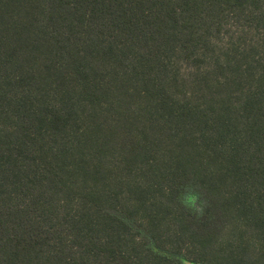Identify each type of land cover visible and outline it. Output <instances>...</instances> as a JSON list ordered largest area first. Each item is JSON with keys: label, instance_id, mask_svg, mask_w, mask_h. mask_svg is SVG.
<instances>
[{"label": "trees", "instance_id": "16d2710c", "mask_svg": "<svg viewBox=\"0 0 264 264\" xmlns=\"http://www.w3.org/2000/svg\"><path fill=\"white\" fill-rule=\"evenodd\" d=\"M146 259L264 264V0H0V264Z\"/></svg>", "mask_w": 264, "mask_h": 264}, {"label": "rangeland", "instance_id": "374dc122", "mask_svg": "<svg viewBox=\"0 0 264 264\" xmlns=\"http://www.w3.org/2000/svg\"><path fill=\"white\" fill-rule=\"evenodd\" d=\"M215 37L218 40V43L220 44L219 47L222 49H225V47H228V45L231 43L230 40L232 39H237V41L238 39H245L247 40V43H252V44H254L255 39L256 40L261 39V37L257 34L256 30L253 29L250 31H245L243 29H235L234 27L229 26V23L227 22H225L223 30L220 33H217ZM176 242H177V247H178L177 250L183 251V253H186L189 257H196L199 254V252L197 251L196 248H194V246H189L188 239H186V237L184 236H181V234L177 236ZM167 246H170V243H167ZM145 261L147 264H149L147 259Z\"/></svg>", "mask_w": 264, "mask_h": 264}]
</instances>
